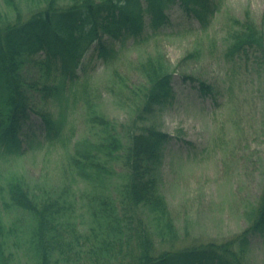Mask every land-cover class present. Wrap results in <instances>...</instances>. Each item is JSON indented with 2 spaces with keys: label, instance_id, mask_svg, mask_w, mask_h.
<instances>
[{
  "label": "rangeland",
  "instance_id": "obj_1",
  "mask_svg": "<svg viewBox=\"0 0 264 264\" xmlns=\"http://www.w3.org/2000/svg\"><path fill=\"white\" fill-rule=\"evenodd\" d=\"M38 2L14 0V5L20 6L26 18ZM214 3V13L203 26L188 18L178 4L171 6L167 9L170 23L142 45L121 50L111 66L96 59L94 46L89 48L79 65L85 69L86 79L77 85L74 97L72 89L64 91V142L29 149L20 156L0 157V215L8 228L6 250L11 264H35L29 215L4 205L8 203L10 184L17 180L30 192L68 195L73 201L74 218L87 235L86 240L80 238L74 250L85 249L72 253L71 261L58 264L95 262L90 251L95 236L89 231L96 227L87 205L90 187L79 180L70 157L76 153V145L87 147L89 140H98L101 133L92 122L95 115L116 126L122 137L127 136L129 128L132 131L130 125L144 88L143 79L130 69L129 62L158 52L174 74L175 99L159 108L149 124L173 136L164 147L158 192L167 204L176 238L153 234L152 244L164 249L222 243L248 228L264 191V65L250 63L229 76L222 55L233 19L244 20L249 13L264 31V0ZM15 16L11 6L0 0V23ZM192 53L198 56L186 58ZM187 76L195 81L186 80ZM200 82L217 89L216 103L209 95L200 94ZM123 170V163L114 165L115 173ZM112 181L119 178L115 176ZM111 192L115 193L114 186ZM148 222L156 229L157 220L149 218ZM235 251L244 264H264V236H250L244 250L237 247Z\"/></svg>",
  "mask_w": 264,
  "mask_h": 264
},
{
  "label": "trees",
  "instance_id": "obj_2",
  "mask_svg": "<svg viewBox=\"0 0 264 264\" xmlns=\"http://www.w3.org/2000/svg\"><path fill=\"white\" fill-rule=\"evenodd\" d=\"M38 1L40 4L25 19L14 0H5L16 16L0 23L1 157L23 151L20 138L30 128L31 114L40 116L45 124L52 122L47 106L57 97L62 80L75 79L80 51L97 41L98 56L107 60L111 49L101 41L104 35L122 42L142 33L146 24L157 28L167 22L166 6L176 0ZM180 4L200 21L212 8L211 0H180ZM192 4L195 6L190 8ZM235 24L238 29L229 34L226 63L234 69L243 59L264 60L262 31L249 16L245 22ZM134 68L149 85L141 91L143 103L137 119L142 120L153 114L156 106L171 101L172 76L161 54L138 61ZM52 127L46 125L43 130L47 138L54 136ZM109 130L104 133L108 146L101 144L93 151L89 145L80 147L72 158L76 174L90 187L87 205L96 226L89 231L95 236L90 247L95 255L93 264H242L234 248L242 250L249 235L264 234V192L253 221L238 237L219 244L171 246L156 256L153 234L175 237L167 204L156 192L162 148L169 137L152 127H143L140 132L132 131L125 144L114 128ZM119 162L124 170L117 174L114 165ZM115 176L119 181H112ZM112 186L115 193L111 192ZM26 188L21 180L10 184L6 204L29 215L35 264L71 261L72 253L85 249L74 250V246L80 238H87L74 218L73 201L68 195L41 196ZM149 218L158 221L156 229L150 227ZM5 227L0 215V264H11Z\"/></svg>",
  "mask_w": 264,
  "mask_h": 264
}]
</instances>
